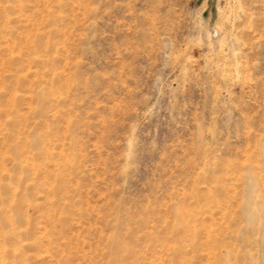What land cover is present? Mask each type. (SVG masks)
Listing matches in <instances>:
<instances>
[{
	"label": "rangeland",
	"instance_id": "rangeland-1",
	"mask_svg": "<svg viewBox=\"0 0 264 264\" xmlns=\"http://www.w3.org/2000/svg\"><path fill=\"white\" fill-rule=\"evenodd\" d=\"M197 1L0 0V264H264V0Z\"/></svg>",
	"mask_w": 264,
	"mask_h": 264
},
{
	"label": "water",
	"instance_id": "water-1",
	"mask_svg": "<svg viewBox=\"0 0 264 264\" xmlns=\"http://www.w3.org/2000/svg\"><path fill=\"white\" fill-rule=\"evenodd\" d=\"M201 0H198L197 2L199 3ZM206 3L207 5L209 6L208 8H205L203 11H202V18H203V21L205 22L206 20V16L208 14V12H210V21H209V26H213L214 24V19H215V16H216V8H215V0H206ZM212 35L215 36V31L212 32Z\"/></svg>",
	"mask_w": 264,
	"mask_h": 264
}]
</instances>
